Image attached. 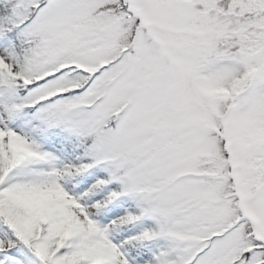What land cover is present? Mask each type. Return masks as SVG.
Listing matches in <instances>:
<instances>
[{
  "label": "snow or ice",
  "instance_id": "snow-or-ice-1",
  "mask_svg": "<svg viewBox=\"0 0 264 264\" xmlns=\"http://www.w3.org/2000/svg\"><path fill=\"white\" fill-rule=\"evenodd\" d=\"M0 264H264V0H0Z\"/></svg>",
  "mask_w": 264,
  "mask_h": 264
}]
</instances>
